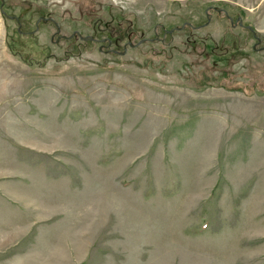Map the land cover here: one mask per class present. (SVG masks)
Here are the masks:
<instances>
[{
  "label": "rangeland",
  "instance_id": "obj_1",
  "mask_svg": "<svg viewBox=\"0 0 264 264\" xmlns=\"http://www.w3.org/2000/svg\"><path fill=\"white\" fill-rule=\"evenodd\" d=\"M0 264H264V0H0Z\"/></svg>",
  "mask_w": 264,
  "mask_h": 264
},
{
  "label": "trees",
  "instance_id": "obj_2",
  "mask_svg": "<svg viewBox=\"0 0 264 264\" xmlns=\"http://www.w3.org/2000/svg\"><path fill=\"white\" fill-rule=\"evenodd\" d=\"M128 32V31H127ZM129 33V32H128ZM109 39V38H108ZM144 39V38H141ZM110 40V39H109ZM207 46V45H206ZM254 49V48H253ZM231 50V49H230ZM204 51H206L209 55H213L215 54L214 51L212 50V47L210 46V48L208 49L207 47L204 48Z\"/></svg>",
  "mask_w": 264,
  "mask_h": 264
},
{
  "label": "flooded vegetation",
  "instance_id": "obj_3",
  "mask_svg": "<svg viewBox=\"0 0 264 264\" xmlns=\"http://www.w3.org/2000/svg\"><path fill=\"white\" fill-rule=\"evenodd\" d=\"M101 48H103L102 46H100ZM106 48H108L107 46H106ZM110 50V49H109ZM111 50H114V49H111Z\"/></svg>",
  "mask_w": 264,
  "mask_h": 264
},
{
  "label": "water",
  "instance_id": "obj_4",
  "mask_svg": "<svg viewBox=\"0 0 264 264\" xmlns=\"http://www.w3.org/2000/svg\"><path fill=\"white\" fill-rule=\"evenodd\" d=\"M238 18H240V17H238ZM129 45H133V44L130 43Z\"/></svg>",
  "mask_w": 264,
  "mask_h": 264
}]
</instances>
